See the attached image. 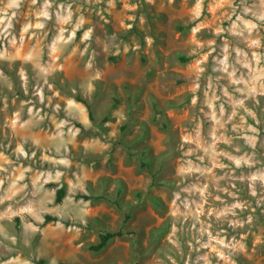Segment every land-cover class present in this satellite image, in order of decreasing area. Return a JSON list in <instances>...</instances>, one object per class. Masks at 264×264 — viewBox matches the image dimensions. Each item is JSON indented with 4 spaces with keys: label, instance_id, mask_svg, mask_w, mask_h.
Returning a JSON list of instances; mask_svg holds the SVG:
<instances>
[{
    "label": "rangeland",
    "instance_id": "1",
    "mask_svg": "<svg viewBox=\"0 0 264 264\" xmlns=\"http://www.w3.org/2000/svg\"><path fill=\"white\" fill-rule=\"evenodd\" d=\"M60 261L264 264V0H0V264Z\"/></svg>",
    "mask_w": 264,
    "mask_h": 264
},
{
    "label": "trees",
    "instance_id": "2",
    "mask_svg": "<svg viewBox=\"0 0 264 264\" xmlns=\"http://www.w3.org/2000/svg\"><path fill=\"white\" fill-rule=\"evenodd\" d=\"M78 98L80 101L84 102L86 104V106L88 107V110L90 112V115L93 116L92 114V106L91 104L84 99L83 97H81L80 95H78ZM66 196V189L64 187H61L58 191H57V195H56V203H61L64 199V197ZM78 197L84 198L86 200H90V199H96V200H100V199H107L105 194H92V195H86V194H78ZM109 200V199H108ZM46 220H59L57 217L52 216V215H46ZM127 233L123 230H118V231H105V232H101L99 235V241L95 244L90 245V249L92 251H100L104 248H106L108 246V244L119 237H122L124 235H126ZM43 262V261H42ZM58 264H77V263H72V262H66V261H60L58 262Z\"/></svg>",
    "mask_w": 264,
    "mask_h": 264
}]
</instances>
